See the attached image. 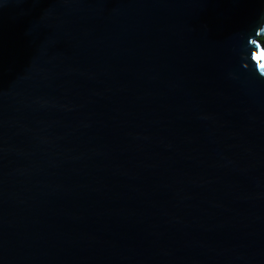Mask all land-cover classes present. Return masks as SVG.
I'll return each instance as SVG.
<instances>
[{"label": "water", "instance_id": "95a60500", "mask_svg": "<svg viewBox=\"0 0 264 264\" xmlns=\"http://www.w3.org/2000/svg\"><path fill=\"white\" fill-rule=\"evenodd\" d=\"M264 0H0V264H264Z\"/></svg>", "mask_w": 264, "mask_h": 264}, {"label": "trees", "instance_id": "16d2710c", "mask_svg": "<svg viewBox=\"0 0 264 264\" xmlns=\"http://www.w3.org/2000/svg\"><path fill=\"white\" fill-rule=\"evenodd\" d=\"M264 49V35L258 40Z\"/></svg>", "mask_w": 264, "mask_h": 264}]
</instances>
